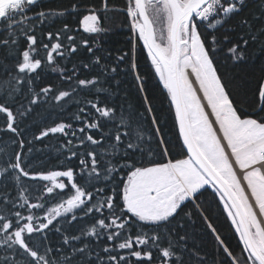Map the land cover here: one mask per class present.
I'll use <instances>...</instances> for the list:
<instances>
[{"label": "snow or ice", "instance_id": "1", "mask_svg": "<svg viewBox=\"0 0 264 264\" xmlns=\"http://www.w3.org/2000/svg\"><path fill=\"white\" fill-rule=\"evenodd\" d=\"M38 5L40 0H0V264H264V80L257 83L253 112L242 113L214 60L222 43L216 31L239 15L247 0H75L63 10L33 11ZM69 11L77 15L83 32L97 35L108 30L105 21L126 15L136 38L133 49L136 42L143 43L167 90L186 149L182 158H170L147 96L146 111L152 117L147 130L144 112L102 105L98 96L77 98L85 89L106 92L97 87L100 76L116 73L117 66L104 65L99 75L80 78L81 69L100 67L102 57L95 55L89 39L77 45L67 23L55 34L43 33L47 42L38 39L37 29ZM262 17L264 9L253 16L259 26L247 17L240 19L246 31L228 48L234 62L246 59L250 43L264 49ZM228 40L225 35L223 42ZM78 47L94 59L71 69L53 68L69 89L49 84L36 91L45 63L56 64L54 57L65 59V52L70 60ZM128 55L116 59L123 62ZM189 69L218 131L192 87ZM131 71L137 73L134 61ZM135 80L143 92L138 73ZM68 100L78 107L76 131H71L72 124L59 122L25 139L20 124L37 105L61 107ZM54 134L67 138L60 153L67 151V166L33 167L31 154L39 150L32 145ZM153 144L162 159L145 165L143 157L154 155ZM73 159L78 160L75 166ZM209 189L238 236V252L221 237L198 200ZM188 203L215 237L211 256L198 247L190 249L185 235L171 239L176 233L169 225ZM87 221L90 227L82 223ZM165 233L167 244L162 242ZM100 241L106 243L98 251L94 245Z\"/></svg>", "mask_w": 264, "mask_h": 264}, {"label": "trees", "instance_id": "2", "mask_svg": "<svg viewBox=\"0 0 264 264\" xmlns=\"http://www.w3.org/2000/svg\"><path fill=\"white\" fill-rule=\"evenodd\" d=\"M75 0H40V5L33 9L38 11L39 7L52 10H63L73 4ZM126 3V0H122ZM264 9V0H247V7L237 16H233L227 21L223 28H219L216 31V35L220 38L222 43L217 45L219 49L214 60L218 68V74L222 76L223 81L227 84L228 89L231 90L232 98L237 102L236 106L242 113H251L254 110L255 101V89L257 83L264 78V49H262L259 43L249 44L246 53V59L239 62H234L229 54L228 48L231 44L238 42L241 34L245 33V28L240 26L239 21L242 17H247L252 21L254 26H259L260 21L253 19V16L259 15L260 10ZM264 20V17L261 18ZM67 23L74 30V34L77 38V45L80 44L81 39H89L92 44L95 55L102 57V63L100 67H92L90 70L85 71L81 69L80 78H92L100 73L101 68L106 65L109 69L113 66H117L116 73H109L107 77L100 76L101 83L97 87H103L107 89L106 92L102 91L97 93L93 88L90 91L85 89L81 90L78 94V99H95L97 96L101 101V104L107 103L109 106H121L126 109L131 108L135 111L144 112L147 116V122L143 125V130H147L152 127L151 115L147 114L146 104L144 97L147 96L151 102L153 114L159 121L163 138L167 142L169 151L171 153L170 158L177 159L186 154V150L183 148L182 140L179 137L178 126L175 121V112L170 103L167 90L160 82L158 75L155 73L151 60L147 55V50L144 48L142 42H136V46L133 49L132 42L136 41L133 37L130 21L126 19L124 14H116L111 19L105 21L104 26L108 29L106 32L97 34H89L83 32V28L79 24V19L75 13L68 12L64 16H57L55 19L46 21L42 28L37 29L36 35L38 39L43 42H47L43 33L52 32L56 33L63 28V25ZM227 35L228 42H223V37ZM63 39V37H62ZM55 42V41H53ZM65 44L67 41H64ZM129 53L128 57L120 62L116 58L123 53ZM41 57L45 58L46 53L43 48H40ZM65 59H59L54 57L56 64L45 66L40 70L39 77L36 78V91L45 85H53L57 90L69 89V84L61 80L58 72H54L53 68L57 66L63 67L67 65L69 69L73 64L90 63L94 56L89 54L83 47H78V51L67 59L68 53H64ZM137 64V73L141 76L143 81L144 91H140V85L135 80L137 73L131 71V63ZM78 112L77 105L73 100H68L61 107H54L49 104L41 103L37 105L28 117V119L20 124V128L24 132V137L27 140H32L34 135H37L39 131L45 127L53 126L55 123L66 122L73 125L71 131H76L80 124L75 120V115ZM4 118L0 117V124L3 123ZM154 131V129H153ZM93 135H99L93 133ZM80 134L77 132V137ZM5 139L8 138L7 133H3ZM66 137L62 134H54L44 138L41 141H35L32 145L34 151L31 154L30 162L33 167L47 166L48 168L55 169L60 165L67 166L65 157L68 155L67 151H64V155H61V145L66 143ZM159 139V137H157ZM79 140H74V144H78ZM154 155L148 157L145 155L143 161L145 165L149 160L158 161L162 159L161 152L156 149L155 144L152 145ZM86 149L81 148L80 151ZM137 159H140L137 156ZM78 164V160L73 159L72 165ZM78 170V169H77ZM11 187V185H9ZM199 202L206 209L208 216L211 219V223L216 227L218 233L232 248H238V236L234 232L230 220L223 211V207L219 204L217 198L211 192V189L204 191L203 196L198 198ZM191 210V216H187L186 213ZM86 223L87 227L91 226V221L82 222ZM183 227H179V225ZM80 225L77 224L76 228ZM176 236L171 237L173 242L178 236H187L188 247L197 248L201 253H207L209 256L214 254L216 245L214 243L215 237L211 230L208 228V223L203 216L194 208L192 203H188L184 210L176 217V219L169 225ZM75 231V228L73 229ZM165 239L162 241L164 244L168 243L169 237L164 234ZM53 241L58 237L52 236ZM106 241H100L94 246L99 251L103 248ZM123 254V253H122ZM134 260V258H133Z\"/></svg>", "mask_w": 264, "mask_h": 264}, {"label": "bare ground", "instance_id": "3", "mask_svg": "<svg viewBox=\"0 0 264 264\" xmlns=\"http://www.w3.org/2000/svg\"><path fill=\"white\" fill-rule=\"evenodd\" d=\"M188 75H189V79L191 80V82H192V84H193V87H194L195 90L197 91L198 96H199V97L201 98V100L203 101V105H204V107L206 108V112H207L208 116L210 117V119H211V121H212L214 127H215V128L217 129V131H218V128H217L216 125H215L214 117L211 115V112H210L209 108L207 107V102L203 99V94H202V92L200 91L199 86L197 85V82H196V80H195L194 75L191 74V70H190V69L188 70ZM236 171H237L238 175L240 176L241 182H242V184H243L242 174L239 172L238 167L236 168ZM243 185H244V187H245V189H246V184H243Z\"/></svg>", "mask_w": 264, "mask_h": 264}, {"label": "rangeland", "instance_id": "4", "mask_svg": "<svg viewBox=\"0 0 264 264\" xmlns=\"http://www.w3.org/2000/svg\"><path fill=\"white\" fill-rule=\"evenodd\" d=\"M190 80V79H189ZM190 82H191V80H190ZM191 84H192V82H191ZM197 85L199 86V84L197 83ZM192 87H193V84H192ZM193 89L195 90V88L193 87ZM195 92H196V94H197V91L195 90ZM203 94V93H202ZM197 96H198V94H197ZM199 97V96H198ZM201 99V98H200ZM201 103L203 104V101L201 100ZM205 108V107H204ZM210 110V109H209ZM205 111H206V108H205ZM210 112H211V110H210ZM207 113V112H206ZM215 119V118H214ZM209 120L211 121V119H210V117H209ZM212 122V121H211ZM214 126V125H213ZM180 158H182V157H180ZM244 186V185H243Z\"/></svg>", "mask_w": 264, "mask_h": 264}, {"label": "water", "instance_id": "5", "mask_svg": "<svg viewBox=\"0 0 264 264\" xmlns=\"http://www.w3.org/2000/svg\"><path fill=\"white\" fill-rule=\"evenodd\" d=\"M263 80H264V78H263ZM174 109V108H173ZM175 112V111H174ZM178 126V125H177ZM182 140V139H181ZM186 150V149H185Z\"/></svg>", "mask_w": 264, "mask_h": 264}, {"label": "crops", "instance_id": "6", "mask_svg": "<svg viewBox=\"0 0 264 264\" xmlns=\"http://www.w3.org/2000/svg\"><path fill=\"white\" fill-rule=\"evenodd\" d=\"M215 120V119H214ZM216 127L218 128V126L216 125Z\"/></svg>", "mask_w": 264, "mask_h": 264}, {"label": "built area", "instance_id": "7", "mask_svg": "<svg viewBox=\"0 0 264 264\" xmlns=\"http://www.w3.org/2000/svg\"><path fill=\"white\" fill-rule=\"evenodd\" d=\"M201 100V99H200Z\"/></svg>", "mask_w": 264, "mask_h": 264}]
</instances>
